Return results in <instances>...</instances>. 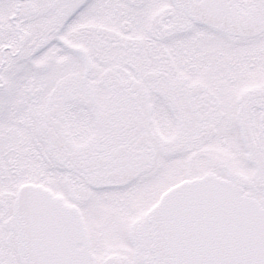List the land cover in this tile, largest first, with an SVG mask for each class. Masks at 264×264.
Instances as JSON below:
<instances>
[{"label":"snow or ice","instance_id":"obj_1","mask_svg":"<svg viewBox=\"0 0 264 264\" xmlns=\"http://www.w3.org/2000/svg\"><path fill=\"white\" fill-rule=\"evenodd\" d=\"M0 264H264V0H0Z\"/></svg>","mask_w":264,"mask_h":264}]
</instances>
